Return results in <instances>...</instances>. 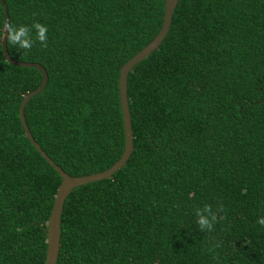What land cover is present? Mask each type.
<instances>
[{
	"label": "trees",
	"instance_id": "obj_1",
	"mask_svg": "<svg viewBox=\"0 0 264 264\" xmlns=\"http://www.w3.org/2000/svg\"><path fill=\"white\" fill-rule=\"evenodd\" d=\"M2 2L12 24L48 30L30 51L5 37L11 60L46 73L22 109L32 139L68 176L105 170L123 146L118 69L156 34L163 0ZM39 81L0 49V264L44 260L59 177L17 117ZM125 98L131 150L64 197L54 264H264V0H177ZM221 204L223 219L201 231L195 210Z\"/></svg>",
	"mask_w": 264,
	"mask_h": 264
},
{
	"label": "water",
	"instance_id": "obj_2",
	"mask_svg": "<svg viewBox=\"0 0 264 264\" xmlns=\"http://www.w3.org/2000/svg\"><path fill=\"white\" fill-rule=\"evenodd\" d=\"M177 0H163V11L160 26L156 34L136 53H134L129 59H127L118 69L117 74V95H118V104L120 109V116L122 122L123 130V146L121 153L117 160L113 162L108 168L103 171L83 175V176H68L64 173L58 166H56L39 148V146L32 139L29 131L24 123L22 109L25 103L33 95L39 93L43 88L46 81V73L44 69L37 63L32 62H22L11 60L7 54L5 48V39L0 40V49L3 59L6 63L12 66L19 67H31L35 68L40 73V81L37 87L33 90L23 94L20 98L19 104L17 106V117L24 138L32 146L35 152L48 164L49 167L58 175L59 182L56 186L55 192L52 197L51 207L46 219V231H45V252L43 264H54L58 249V239H59V213L61 209V204L64 197L67 195L70 189L76 186H80L85 183L94 182L101 179H107L112 173L119 169L125 162L128 157V154L131 150V130L129 123V116L126 107V98H125V77L130 68L147 56L152 50H154L158 43L163 38L168 25L171 12L175 6ZM0 8L2 12L3 22L7 20L6 10L3 5L2 0H0ZM6 37V36H5Z\"/></svg>",
	"mask_w": 264,
	"mask_h": 264
},
{
	"label": "clouds",
	"instance_id": "obj_3",
	"mask_svg": "<svg viewBox=\"0 0 264 264\" xmlns=\"http://www.w3.org/2000/svg\"><path fill=\"white\" fill-rule=\"evenodd\" d=\"M32 29L36 31L35 41L31 36ZM47 27L39 22L34 23L31 28L28 26L20 25L16 26L9 20H5L0 26V40H4L11 45L18 46L21 49L30 51L33 47L34 42L38 41L43 47H47ZM224 212L223 205H218L215 210L212 206L205 205L202 209L195 210L196 223L201 231H207L211 233L214 229V225L218 220H222L223 216H218L217 213ZM257 223L264 226V217L258 219ZM221 247L219 242L213 241L210 251ZM217 259L216 256L213 257Z\"/></svg>",
	"mask_w": 264,
	"mask_h": 264
}]
</instances>
